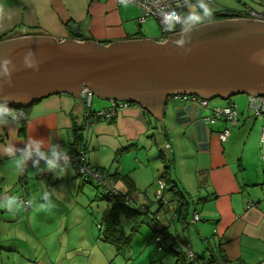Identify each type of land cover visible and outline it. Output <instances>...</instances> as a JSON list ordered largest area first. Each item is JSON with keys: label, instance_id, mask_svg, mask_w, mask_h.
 Returning a JSON list of instances; mask_svg holds the SVG:
<instances>
[{"label": "crops", "instance_id": "0c3cea01", "mask_svg": "<svg viewBox=\"0 0 264 264\" xmlns=\"http://www.w3.org/2000/svg\"><path fill=\"white\" fill-rule=\"evenodd\" d=\"M213 2L218 14L264 9V0ZM127 5L116 0H0V41L16 33L47 34L57 41L91 39L102 44L148 38L142 24L136 21L138 11ZM70 24H79L77 35L69 28ZM239 100H207L204 107L185 97H169L160 119L138 105L120 111L109 123L91 115L90 124L85 127L84 101L68 93L53 94L30 106L23 130L16 120L0 126V149L6 143L22 148L33 136L48 141L45 147L58 144L66 148L70 155L83 148L87 164L105 171L114 192L128 196L133 204L115 208L109 195H105L102 219L106 237L97 240L114 245L118 252L129 248L134 253L146 245L147 250L137 264H187L175 248L190 250L201 259H221L226 264H264V149L259 145L264 141L261 139L264 119L251 116ZM102 101L92 99L90 110L108 109L110 101ZM231 102L238 106L236 123L225 118L205 120L213 107ZM225 129L228 136L221 141L217 133ZM248 141H252L249 146ZM159 144L164 150L154 154ZM113 154H118L117 164L107 169L101 159ZM31 163L19 172L9 157L0 154V200L19 192L27 200L36 199L34 186L38 178L53 177L59 182L73 170L70 164L62 163L63 175H57L60 169L56 173L43 172V168L37 172ZM17 174L26 176L20 191L16 184L10 185ZM159 177L167 183L166 204H159L154 198ZM92 181L95 182L79 177L78 188ZM29 204L31 207L32 203ZM137 205H144L148 211L140 212ZM11 213L0 209V264H25L29 257L26 249L17 245V239H6L3 235L4 222L11 229L13 224L26 220L21 215L19 221L4 217ZM154 213L163 225L166 247L153 241ZM194 215L198 216L196 222H192ZM121 219L137 228L138 233L148 232V237L138 234L141 239L132 247V234H125ZM37 242L40 246V241ZM14 252L18 258L9 259ZM39 252L40 259L32 264H56L59 260Z\"/></svg>", "mask_w": 264, "mask_h": 264}, {"label": "water", "instance_id": "95a60500", "mask_svg": "<svg viewBox=\"0 0 264 264\" xmlns=\"http://www.w3.org/2000/svg\"><path fill=\"white\" fill-rule=\"evenodd\" d=\"M235 14L199 23L179 42L131 38L102 44L16 33L0 41V60L10 57L17 66L10 84L0 80V102L27 107L53 94L80 96L87 88L102 100L136 103L160 119L169 97L264 95V21ZM69 28L79 33V24ZM29 49L40 60L39 71L23 66Z\"/></svg>", "mask_w": 264, "mask_h": 264}, {"label": "rangeland", "instance_id": "374dc122", "mask_svg": "<svg viewBox=\"0 0 264 264\" xmlns=\"http://www.w3.org/2000/svg\"><path fill=\"white\" fill-rule=\"evenodd\" d=\"M197 1L195 0V3L188 4L184 14H188V16L192 18V21L200 23L216 11L217 7L214 2L204 3L202 0ZM127 6L132 7V10L136 9L139 15V9L136 6L132 4H128ZM141 24L144 34L148 36V38L154 39L162 35L161 27L156 18L148 16ZM231 98L240 99L239 103L241 107L245 108L247 111V95L240 94ZM92 99L93 102H103L102 99L96 96H93ZM212 100L224 101L220 98L211 99L210 101ZM262 142L263 143L259 145L264 149V141ZM251 143L252 141H248L247 145L249 146ZM253 146H255L254 141ZM163 150L164 147L159 144L154 154ZM147 152H150V149L147 150ZM117 157L118 154H113L110 158L101 159V163H104L105 168L110 169V166L117 164ZM92 169L95 170L97 168ZM113 170L114 169H112V171ZM75 175V170L73 168L72 174L62 181L56 182V180L52 179L53 177L43 176L37 179L35 186L34 183L31 182V185L33 184L36 188V199L29 197L27 200V198L24 197L25 195L19 192L20 195L17 197L22 202L21 207L17 212H12L9 216L5 215L4 217L19 221L21 215L26 220L13 224L11 229L4 222L3 235L6 239H17V245L26 249L29 257H26L25 264H29V261L30 264H32L36 260H39L41 257L39 251H43V253L49 255L51 259L58 257L59 260L56 261V264H137L139 257L147 250V248H144L146 245L143 247L141 245L139 250L136 249L140 252L136 251L130 253L129 248H125L121 252H118L117 250H119V248L116 249L114 245H106V243L101 242L100 240H105L106 237L105 226H103L102 219V208L104 205L103 197H105V195H109L110 197V194H107L106 189L98 184L96 180L95 182H85L86 185L82 188H78L79 177H84ZM23 176L22 174H17L14 181L10 182V185L15 187L16 184L19 189L18 191H20L22 188L21 185L24 186L26 180L25 174ZM105 178L109 181L107 173L105 174ZM31 185H29V187H31ZM45 190L49 191L51 194L52 204L51 206L42 207L41 205H44L45 202L41 197ZM102 190H104V192ZM104 201H106V198H104ZM29 203H32L31 207ZM130 204H132V202ZM134 204L137 203L134 202ZM137 208L140 212L143 211L141 205H137ZM121 223L126 231L125 234H132L130 241L132 247L136 246L141 239L137 236L138 234L141 237L143 235L146 238L148 237V232L146 234V231L144 233H138L137 228L134 229L133 225H128L127 222H124V219H121ZM16 235L18 238H16ZM38 240L40 241V246L38 245ZM149 240H152V238ZM153 241L158 245L154 238ZM115 243L119 242L115 241ZM80 247H83V249ZM16 252H19L20 255L22 253L18 249ZM17 258L18 255L15 252L9 254V259L12 260Z\"/></svg>", "mask_w": 264, "mask_h": 264}, {"label": "built area", "instance_id": "2783aa9c", "mask_svg": "<svg viewBox=\"0 0 264 264\" xmlns=\"http://www.w3.org/2000/svg\"><path fill=\"white\" fill-rule=\"evenodd\" d=\"M204 3H211L213 0H202ZM117 3H128L136 6L139 9V15L136 18V21L141 24L144 22L146 17L152 16L156 18L161 27L162 35L157 39L159 41H166L171 36L175 34H184V31L187 30V27H184L183 24V14L185 13L186 7L188 4L193 3V0H116ZM237 14H235V17ZM240 15L243 17L237 18H250L255 20L264 21V9L261 11H254L251 9H245L240 12ZM85 103L87 107L86 119L84 120V125L87 127L91 121V117H95L96 119H101L109 123L120 111L126 109L129 106H138L136 103H130L128 101H110V107L108 109H100L96 112L90 110L91 102L93 95L91 91L87 88H83L81 90L79 96ZM192 102H196L202 106H206L207 100L200 98L198 96H188L185 97ZM247 110L252 113L254 117L264 119V95L260 96H248L247 102ZM238 106L233 102L225 105V106H216L210 110L209 115L205 120L209 122H214L216 119L225 118L231 123L237 122L238 115ZM92 115V116H91ZM261 133V139L264 136V129ZM219 139L221 141H225L228 136V130H223L217 133ZM166 147H169L167 144ZM70 165L74 168L75 174L77 176H83L85 178H91L92 180H96L98 184L105 186L107 191H113L112 187H110L108 181L105 178L106 172L103 170L95 169L93 170L87 164L85 157V150L83 148L79 149L78 152L74 155H70ZM156 190L154 192V198L159 204H166L167 199L164 195V190L166 188V183L163 177H159L156 179ZM131 201L128 196L126 197ZM142 212H147V208L144 205H141ZM158 215L156 213L153 214V227L155 230L154 240L158 243V245L162 247H166L164 241V231L163 225L160 223L158 219ZM198 220V216L194 215L192 222H196ZM176 251L181 253L183 257L187 260V264H226L221 259H201L197 257L190 250L184 251L179 248H175ZM264 263V261L262 262Z\"/></svg>", "mask_w": 264, "mask_h": 264}, {"label": "clouds", "instance_id": "9594fccd", "mask_svg": "<svg viewBox=\"0 0 264 264\" xmlns=\"http://www.w3.org/2000/svg\"><path fill=\"white\" fill-rule=\"evenodd\" d=\"M23 66L34 71H39L40 60L37 58L36 53L29 49L23 57ZM17 66L10 57L0 60V80L11 83L12 76L16 72ZM16 116L13 114L11 108L6 102H0V126H8L10 122H14ZM49 143L44 138L32 137L24 146L18 147L15 143H6L0 154L10 158L11 163L19 171L23 172L31 161V167L37 172H51L56 173L57 169L60 172L57 175H63L65 169L61 167L63 164L70 163L69 151L58 144H52L50 147H45ZM41 161L43 167H41ZM41 199L45 202L43 206H51L52 199L49 191L45 190ZM22 202L15 196H8L0 200V209L15 212L21 207Z\"/></svg>", "mask_w": 264, "mask_h": 264}, {"label": "trees", "instance_id": "16d2710c", "mask_svg": "<svg viewBox=\"0 0 264 264\" xmlns=\"http://www.w3.org/2000/svg\"><path fill=\"white\" fill-rule=\"evenodd\" d=\"M219 11H221V10H219ZM235 13L237 14L236 15L237 17H243V16L240 15V12H235ZM219 17L220 16H219L218 12H214L213 14H211L209 16V19H216V18H219ZM191 20H192V18L189 17L188 14H183V22H184L183 24L184 25L191 24V22H189ZM30 106H27V107H17V108L10 107L11 110H12V112H13V114L16 116V121L19 122V123H21V130L24 129V123L28 119V109L30 108ZM93 112H96V111H92V113ZM106 192H107V190H106ZM107 193L110 194V199L113 200V207H115V208L116 207H119V206L124 207L125 205L131 203V201L126 198L127 197L126 195L124 196V195L119 194L118 192H113V191H110V192H107ZM208 259H211V258H208Z\"/></svg>", "mask_w": 264, "mask_h": 264}, {"label": "flooded vegetation", "instance_id": "af4514ba", "mask_svg": "<svg viewBox=\"0 0 264 264\" xmlns=\"http://www.w3.org/2000/svg\"><path fill=\"white\" fill-rule=\"evenodd\" d=\"M217 19H220V17L219 18H216V19H211V20H206L205 19V21L204 22H207V21H212V20H217ZM193 26H195V25H192V24H186L184 27H187V30L188 29H190L191 27H193ZM186 30V31H187ZM185 31V32H186ZM22 35H25V34H22ZM183 35L184 34H175V35H173V36H171L169 39L170 40H173V41H176V42H179L180 40H181V38L183 37ZM11 36H6V38H4V40H6V39H8V38H10Z\"/></svg>", "mask_w": 264, "mask_h": 264}]
</instances>
